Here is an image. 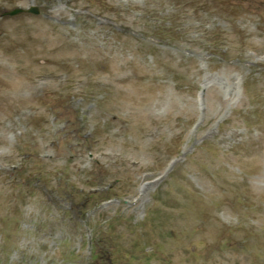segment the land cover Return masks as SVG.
Masks as SVG:
<instances>
[{
	"label": "rangeland",
	"instance_id": "rangeland-1",
	"mask_svg": "<svg viewBox=\"0 0 264 264\" xmlns=\"http://www.w3.org/2000/svg\"><path fill=\"white\" fill-rule=\"evenodd\" d=\"M0 264H264V0H0Z\"/></svg>",
	"mask_w": 264,
	"mask_h": 264
},
{
	"label": "water",
	"instance_id": "water-1",
	"mask_svg": "<svg viewBox=\"0 0 264 264\" xmlns=\"http://www.w3.org/2000/svg\"><path fill=\"white\" fill-rule=\"evenodd\" d=\"M24 11H29V12H33V13H38V9L36 7H30L27 10H24L22 8H14L13 10H10L9 12H7L6 14L8 15H16L19 13H22Z\"/></svg>",
	"mask_w": 264,
	"mask_h": 264
},
{
	"label": "bare ground",
	"instance_id": "bare-ground-1",
	"mask_svg": "<svg viewBox=\"0 0 264 264\" xmlns=\"http://www.w3.org/2000/svg\"><path fill=\"white\" fill-rule=\"evenodd\" d=\"M53 10H54L55 12H57V13L61 12V8H60V6H55V7H53ZM59 16H60V13H59ZM61 21H62L63 23H65L64 20L61 19ZM123 78H124V77L122 76L121 79H123ZM229 87H230V89H228ZM232 87H233V86H230V85L225 87V90H226V91H227V90L230 91V96H231L232 91H233Z\"/></svg>",
	"mask_w": 264,
	"mask_h": 264
}]
</instances>
